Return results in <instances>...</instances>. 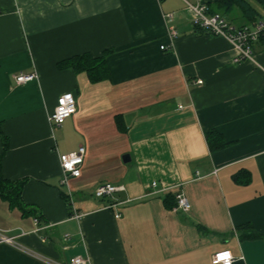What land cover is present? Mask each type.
Wrapping results in <instances>:
<instances>
[{
	"label": "crops",
	"instance_id": "obj_1",
	"mask_svg": "<svg viewBox=\"0 0 264 264\" xmlns=\"http://www.w3.org/2000/svg\"><path fill=\"white\" fill-rule=\"evenodd\" d=\"M248 1L260 17L233 7L229 21L264 17V5ZM82 54H106L101 80L60 67ZM235 55L193 24L183 0H0V123L9 139L0 161L7 179L26 180L25 209L0 195V229L17 236L0 242V264L76 255L89 264H214L226 250L232 264H264V42L254 61ZM34 71L38 78L17 83ZM64 93L77 112L53 125ZM212 129L229 144L212 150ZM80 146L81 174L63 183L60 155ZM102 183L122 188L96 197ZM179 192L188 211L174 209ZM246 224L259 235L245 236Z\"/></svg>",
	"mask_w": 264,
	"mask_h": 264
},
{
	"label": "built area",
	"instance_id": "obj_2",
	"mask_svg": "<svg viewBox=\"0 0 264 264\" xmlns=\"http://www.w3.org/2000/svg\"><path fill=\"white\" fill-rule=\"evenodd\" d=\"M188 10L193 24L214 35L225 38L236 50V55L233 61L241 63L245 61H254V46L264 37V17L251 24L236 25L229 21L226 15L221 12H212L209 3L205 0H183ZM171 20L172 14H168ZM169 33L172 37L178 35L175 27H170ZM162 49H167L166 45L161 46ZM38 78L37 72L24 73L20 72L16 75L17 83H25L27 81ZM197 83H203V80L198 79ZM77 100L72 93L62 94L57 101L54 111L50 114V121L53 125H61L63 122L77 112ZM86 148L80 146L77 150L60 155V164L62 169V182L67 183L68 179L78 177L81 174V166L84 163ZM153 187L157 186V182L152 183ZM122 186H116L111 183L99 184L94 194L96 197L113 196ZM176 204L175 210L188 211L191 207L190 201L184 193L179 192L175 195ZM72 213L71 217L80 219L84 213L81 212L76 205L71 201L70 203ZM120 214H117L119 217ZM35 223L39 224V218H35ZM22 231L21 234H25ZM17 236L8 235L5 230L0 229V242L15 245ZM69 238V234L65 235V239ZM226 257V258H225ZM43 260L51 264H89V259L81 255L73 256L68 263L52 262L51 260L42 257ZM233 256L230 250L220 251L215 253L212 262L214 264H232Z\"/></svg>",
	"mask_w": 264,
	"mask_h": 264
},
{
	"label": "trees",
	"instance_id": "obj_3",
	"mask_svg": "<svg viewBox=\"0 0 264 264\" xmlns=\"http://www.w3.org/2000/svg\"><path fill=\"white\" fill-rule=\"evenodd\" d=\"M255 1L261 5H264V0ZM233 7L240 8L244 16L247 17L249 21L256 19L258 16L260 17V13L248 0H219L216 2V8L210 6V10L212 12H221L224 15H228V10ZM261 41L264 42V37L261 39ZM61 66L73 67L76 72L86 71L93 81H98L103 78L105 69L107 68L106 54L98 57H93L90 54L75 55L62 61L60 63V67ZM207 139L212 150L225 147L229 144V142H227L224 137L214 129L207 133ZM0 141L3 145V156L9 147V139L4 134L1 123ZM25 182L26 180L12 181L7 179L3 174L2 164L0 161V195L2 198L8 200L11 205H17L21 209H25L24 203L22 201V190ZM242 228L249 229L248 234L245 235L247 237L255 238L259 235L250 224L242 225Z\"/></svg>",
	"mask_w": 264,
	"mask_h": 264
},
{
	"label": "water",
	"instance_id": "obj_4",
	"mask_svg": "<svg viewBox=\"0 0 264 264\" xmlns=\"http://www.w3.org/2000/svg\"><path fill=\"white\" fill-rule=\"evenodd\" d=\"M123 159L125 162H127L130 160V156L126 154V155H124Z\"/></svg>",
	"mask_w": 264,
	"mask_h": 264
},
{
	"label": "snow or ice",
	"instance_id": "obj_5",
	"mask_svg": "<svg viewBox=\"0 0 264 264\" xmlns=\"http://www.w3.org/2000/svg\"><path fill=\"white\" fill-rule=\"evenodd\" d=\"M226 258V257H225Z\"/></svg>",
	"mask_w": 264,
	"mask_h": 264
}]
</instances>
